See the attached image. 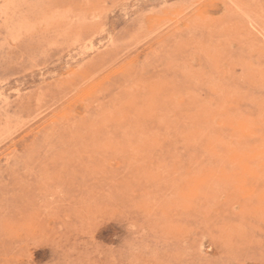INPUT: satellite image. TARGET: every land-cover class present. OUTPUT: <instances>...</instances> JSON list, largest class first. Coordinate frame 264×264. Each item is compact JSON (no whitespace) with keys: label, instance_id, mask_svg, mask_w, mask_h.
<instances>
[{"label":"rangeland","instance_id":"1","mask_svg":"<svg viewBox=\"0 0 264 264\" xmlns=\"http://www.w3.org/2000/svg\"><path fill=\"white\" fill-rule=\"evenodd\" d=\"M0 264H264V0H0Z\"/></svg>","mask_w":264,"mask_h":264},{"label":"bare ground","instance_id":"2","mask_svg":"<svg viewBox=\"0 0 264 264\" xmlns=\"http://www.w3.org/2000/svg\"><path fill=\"white\" fill-rule=\"evenodd\" d=\"M131 39V38H130Z\"/></svg>","mask_w":264,"mask_h":264}]
</instances>
